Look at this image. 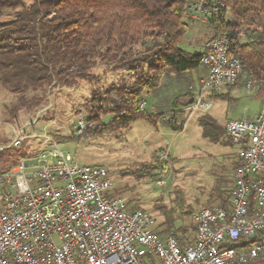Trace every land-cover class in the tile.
I'll return each instance as SVG.
<instances>
[{
    "label": "built area",
    "instance_id": "built-area-1",
    "mask_svg": "<svg viewBox=\"0 0 264 264\" xmlns=\"http://www.w3.org/2000/svg\"><path fill=\"white\" fill-rule=\"evenodd\" d=\"M221 0H195L185 17L208 23ZM206 75L189 86L184 110H208L203 99L236 85L241 63L229 37L218 33L200 53ZM264 88V81L257 83ZM256 87L247 80V90ZM189 99V100H190ZM144 102L139 104L141 109ZM97 124L80 113L73 135ZM225 135L237 144L228 207H203L193 215V241L180 246L172 231L158 233L155 219L115 194L104 166L80 165L56 142L30 163L0 170V264H250L264 255V98L252 118L228 120ZM163 183V181H159Z\"/></svg>",
    "mask_w": 264,
    "mask_h": 264
},
{
    "label": "trees",
    "instance_id": "trees-1",
    "mask_svg": "<svg viewBox=\"0 0 264 264\" xmlns=\"http://www.w3.org/2000/svg\"><path fill=\"white\" fill-rule=\"evenodd\" d=\"M221 1L224 8L209 20V28L213 34L229 37L241 63L240 76L261 87L257 83L264 81V0ZM191 2L0 0V85L18 94L20 104L26 105V92L93 81L91 69L100 64L111 71L127 72L129 80L121 79L102 91H93L87 120L98 121L101 112H110L112 128L127 127L142 118L154 127L181 131L182 110L187 105L181 99L191 96L188 89L179 86L167 111L147 114L139 104L145 96L159 91L163 79L186 85L191 72L200 67V52L178 46L189 30L185 12ZM30 100L28 108L40 101L38 96ZM197 120L203 136L217 143L223 135L222 126L210 115ZM101 126L85 133H97ZM8 156L0 151V162L8 161ZM215 196L220 206L228 207V197L222 198L220 190L216 189ZM164 223L165 228L158 233L172 230L180 246L193 241L183 227L174 229L170 217ZM256 241H264V231L254 235L250 243Z\"/></svg>",
    "mask_w": 264,
    "mask_h": 264
},
{
    "label": "rangeland",
    "instance_id": "rangeland-1",
    "mask_svg": "<svg viewBox=\"0 0 264 264\" xmlns=\"http://www.w3.org/2000/svg\"><path fill=\"white\" fill-rule=\"evenodd\" d=\"M185 18L189 30L178 42L180 48L197 49L195 41H210L216 36L208 23ZM203 67L200 65L191 72L190 82L186 85L163 79L156 94L145 96V112L153 114L169 110L179 86L188 91L189 86L195 87L202 78ZM91 74L94 79L90 82L82 80L67 87L50 85L37 92H26V105L20 104L18 94L0 85V151L5 156L9 155L8 161L0 162V168L7 170L21 160L32 163L33 158L49 146L45 142V137H49L78 164L104 166L114 184L115 194L124 198L130 207L149 212L158 230L165 228L164 222L170 217L174 229L183 227L192 240L194 213L219 203L216 189L220 190L222 198L228 197L234 167L233 153L237 148V144L225 135L224 127L217 143L204 137L197 119L209 114L222 122L253 115L260 101L252 95L260 91L259 88L247 90L245 77L240 76L236 85L227 90L238 89L240 94L236 101L210 97L220 91H207L203 99L210 103V108L191 112L184 110L185 106L181 131L160 125L154 127L142 118L132 121L127 127L112 128L109 125L112 114L101 112L99 122L94 121L97 125L102 124L100 131L73 139L69 137L75 129L73 123L80 113L88 116L92 92L102 91L121 79L129 80L127 72L111 71L100 64L91 69ZM33 96H38L40 101L28 108ZM189 99L183 95L181 103L188 104ZM12 159H15L14 164H11ZM250 264H264V255L258 263Z\"/></svg>",
    "mask_w": 264,
    "mask_h": 264
},
{
    "label": "crops",
    "instance_id": "crops-1",
    "mask_svg": "<svg viewBox=\"0 0 264 264\" xmlns=\"http://www.w3.org/2000/svg\"><path fill=\"white\" fill-rule=\"evenodd\" d=\"M185 42H187V41H185ZM195 42H197V49H195V48H193V49H189V48H185V49H183V50H185V51H188V52H202L203 50H204V48H205V45H206V43L208 42V41H195ZM206 75V69H205V67H203V70H202V75H200L201 77H203V76H205ZM228 88L229 87H226V88H223L222 89V91H220V93H216L215 94V96H212V95H210V97H218V98H220V99H222V100H230V99H232L233 101H236V100H238L239 98L237 97V95L238 94H240V92H238V89H235V88H233L232 90H230V91H227L228 90ZM259 88V90L260 91H258L257 90V92L255 93V95L253 94L252 95V97H254V98H256V99H258L259 101H260V106L258 107V110H257V112L259 111V109H260V107H261V104H262V100H263V98H264V88L263 87H258ZM219 94H223V97H219V96H217V95H219ZM256 112V113H257ZM255 113V114H256ZM255 114H253V115H250V116H246L247 118H252ZM209 115V114H208ZM211 117H213L212 115H210ZM215 120H216V122L220 125V126H222V127H224V125H225V123L228 121V120H230V119H228V120H223L222 122H218V120L215 118V117H213ZM237 149H238V146H237V148L234 150V155H233V165H235V163L237 162V160H238V157H237ZM233 169H234V167H233ZM233 169H232V175H233ZM231 180H232V177H231ZM255 263H258V261L257 262H255Z\"/></svg>",
    "mask_w": 264,
    "mask_h": 264
},
{
    "label": "water",
    "instance_id": "water-1",
    "mask_svg": "<svg viewBox=\"0 0 264 264\" xmlns=\"http://www.w3.org/2000/svg\"><path fill=\"white\" fill-rule=\"evenodd\" d=\"M189 102H191V99L189 100Z\"/></svg>",
    "mask_w": 264,
    "mask_h": 264
}]
</instances>
